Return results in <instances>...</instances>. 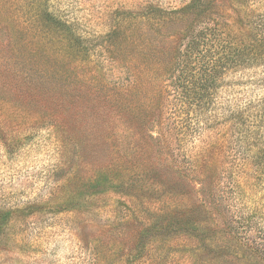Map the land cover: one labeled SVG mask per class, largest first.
I'll return each instance as SVG.
<instances>
[{
	"label": "rangeland",
	"instance_id": "1",
	"mask_svg": "<svg viewBox=\"0 0 264 264\" xmlns=\"http://www.w3.org/2000/svg\"><path fill=\"white\" fill-rule=\"evenodd\" d=\"M190 2L0 0V264H264V67L223 77L197 123L161 121L147 84ZM208 2L264 23V0Z\"/></svg>",
	"mask_w": 264,
	"mask_h": 264
},
{
	"label": "trees",
	"instance_id": "2",
	"mask_svg": "<svg viewBox=\"0 0 264 264\" xmlns=\"http://www.w3.org/2000/svg\"><path fill=\"white\" fill-rule=\"evenodd\" d=\"M210 6L212 2L208 0H191L186 7L171 13L182 19L195 17L184 27L183 34L172 42L148 44L155 60H151L144 72L153 91L152 100L159 94L163 100L161 121H166L169 114L170 118L200 122L208 111L212 112L223 77L264 67V23H256L247 16L245 28L236 29L227 18L213 21L208 11ZM159 13L161 11L151 8L146 13L136 14L135 20L138 22L142 17L150 20ZM42 18L46 20V27L80 58L89 54V47L71 26L47 11ZM198 21L203 22L201 26ZM139 46L142 51L146 50L147 46ZM152 110L156 112L157 108ZM261 243L255 241L252 245L256 249H250L264 255V240Z\"/></svg>",
	"mask_w": 264,
	"mask_h": 264
}]
</instances>
